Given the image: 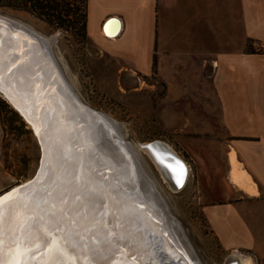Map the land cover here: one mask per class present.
<instances>
[{
  "label": "bare ground",
  "instance_id": "6f19581e",
  "mask_svg": "<svg viewBox=\"0 0 264 264\" xmlns=\"http://www.w3.org/2000/svg\"><path fill=\"white\" fill-rule=\"evenodd\" d=\"M0 15L4 14L0 13ZM113 18L115 17L109 20L112 21L107 29L105 26L109 21L105 24L103 31L105 35L115 37L121 30V22ZM13 20L21 25L22 27H19L24 31H21L22 34L16 33L10 28L7 30L9 32H5L10 33L15 41L7 37L4 40L5 47L0 50V78L6 76L8 80L6 84L0 85L4 86V93L0 92L29 121L37 134L42 145L40 164L43 165V173L34 189L30 190L31 192L0 201V264H23L24 258L29 253L25 242L30 245L43 231L47 230V227L44 229L40 227L42 218L50 220L51 227H57L60 218H63L65 222L75 223L77 232L94 233L101 243L105 244V252L108 254H112L118 245L129 246L136 264H175L169 253L182 255V262L188 263L183 252L187 254L191 262L200 264L186 246L187 244L185 245L184 233L182 236L176 229L178 228L176 223H179L176 219L175 223L163 202L161 193L155 187L151 174L134 143L126 137L124 132L122 136L128 146L121 139L119 132L123 131L122 123L108 115L115 128L113 130L103 120L92 123L87 118L90 115L87 116L84 112L82 117L74 110L76 114L73 113L67 118H62L60 114L55 113L59 111L58 104L61 97H65L63 91L72 98L65 85L71 87L80 101L93 108L73 87L53 50L52 44L57 35L46 36L21 21ZM5 26V23L0 24V29H5ZM35 45L38 49L36 69L40 59L46 58L40 50L43 48L64 77L62 80L58 76L59 74L47 58L48 72L46 71L47 73L45 72L42 77L37 72L32 76L34 79L37 75L39 76L37 86L39 83L43 84V81L49 82L50 78L52 79L49 72L54 73L62 83L59 88L52 89L53 92L56 89L57 93L50 101L47 100L43 113L39 112L37 105H39V93L40 98H43L45 93L41 90L37 92V96L33 94L31 96L28 90L29 81H27L30 71H26V67L23 66ZM15 55H18V58H15ZM7 65H13L10 67L11 70L9 69L10 73L4 70ZM33 67L35 68V65ZM16 74L21 79L25 78L20 84L21 88L18 87L21 91L19 95L10 85L11 79ZM72 99L76 104L74 98ZM70 106L73 110L74 106ZM49 109L50 112L54 109L53 116L50 113L47 115ZM153 141L157 148L159 147L154 151L159 154L160 159L164 158L166 163H170V169H167L155 157L152 150L147 148V144ZM153 141L141 143L140 147L151 155L150 157L154 159L175 189L184 188L190 177V165L168 142L160 139ZM162 151H164L163 154ZM74 160L76 164L83 161L81 170L77 173L72 171ZM178 161L180 165L177 164ZM176 167L184 168L187 172L182 185L178 184L181 175ZM19 184L13 185L7 191ZM153 190L158 192L157 197L153 195ZM14 234H19L22 238H17ZM237 263L256 264V261L248 254L235 251L223 264Z\"/></svg>",
  "mask_w": 264,
  "mask_h": 264
},
{
  "label": "crops",
  "instance_id": "0c3cea01",
  "mask_svg": "<svg viewBox=\"0 0 264 264\" xmlns=\"http://www.w3.org/2000/svg\"><path fill=\"white\" fill-rule=\"evenodd\" d=\"M111 17L115 37L103 31ZM87 34L135 74L216 104L226 183L204 215L223 249L264 264V0H88Z\"/></svg>",
  "mask_w": 264,
  "mask_h": 264
},
{
  "label": "rangeland",
  "instance_id": "374dc122",
  "mask_svg": "<svg viewBox=\"0 0 264 264\" xmlns=\"http://www.w3.org/2000/svg\"><path fill=\"white\" fill-rule=\"evenodd\" d=\"M0 13L46 36L57 35L52 47L67 78L90 106L122 123L123 132L134 143L163 202L179 223L175 220L190 252L200 264H223L233 251L220 246L203 211L206 202L217 200L219 187L226 183L222 145L226 135L216 104L203 109L196 92L185 93L181 85L180 90L168 91L159 77L135 74L127 62L102 54L88 34L75 28L59 27L28 10L1 2ZM0 124L2 195L35 175L42 145L29 121L1 92ZM155 139L168 142L190 165L184 188L175 189L151 155L140 147ZM153 195L157 197L158 192L153 190Z\"/></svg>",
  "mask_w": 264,
  "mask_h": 264
},
{
  "label": "water",
  "instance_id": "95a60500",
  "mask_svg": "<svg viewBox=\"0 0 264 264\" xmlns=\"http://www.w3.org/2000/svg\"><path fill=\"white\" fill-rule=\"evenodd\" d=\"M110 19H112V17ZM110 19H108L106 21V23ZM2 23H5L6 26H5V29H0V50L5 47L4 40L7 37L13 38V37H11L10 33H5L7 30H10V28H11L12 30H15L16 33H21V34L23 33L21 31H24L22 28L19 27L21 25H19L12 18H7L5 15H0V24H2ZM7 32H9V31H7ZM12 41L14 42L15 39L13 38ZM40 50L43 51V54L46 55V58L53 65L57 74H59L58 76H60L62 78V80H64L63 79L64 77H62L60 71L57 70V68H56L54 62L52 61L50 55L48 54V52L43 48ZM37 57H38V49H37V46L35 45V47L30 51L29 55L27 56L23 66L26 67L25 68L26 71L27 70L30 71L27 81H29V86H28L29 89L28 90H29L31 96H33V95L37 96L38 95L37 92L39 93L41 90H42V92L45 93L43 98H40V96H41L40 93L38 95V99H39L38 104L39 105H37V108H39V112L43 113L44 108L47 106V100L50 101L52 96L56 95V93H57V92H55V91H57L56 89L54 90V92L52 91V89L56 88V87L59 88L60 85H62V83L56 78L54 73L49 72L50 75H52V79L50 78L49 82L43 81V84L40 85V83H39L37 86V83L39 81L38 79H40V78L38 75H37L36 79H34L32 76L37 72V73H40V76L42 77L43 75H45V72L47 71L46 58H43V57H42V59H40V64L38 65V67L36 69ZM15 58H18V55H15ZM34 65H35V68L33 67ZM12 66L13 65H9V66L7 65L4 68V70H7V73H10V70H11L10 67H12ZM15 68H17V67H15ZM24 79L25 78H22V79L19 78L18 74H16L13 77V79H11V82H10L11 88H12V90H14V92L16 94L18 93V95L21 93V91H19L18 87L21 86L20 84L24 81ZM51 80H52V83H51ZM7 82H8V80L6 79V76H3L0 78V85H4ZM65 86H66L67 90L70 92L72 98H74V101L76 102L77 105L73 102V99L71 97H69V94H67V92L63 91L65 97L64 98L61 97L59 104H58V107H59L58 110L59 111H57L55 113L60 114L62 116V118H67V117L73 115V113H75L76 111H77L76 113H78L79 116L82 115V117H83V114L85 113V114H87V116L90 115L87 118L89 120H91L92 123H94L96 120H103L113 130L115 129L113 124H112V121L110 120V118L108 117L107 114L87 106L85 103L80 101L77 94L73 92V90L71 89L70 86H68V85H65ZM3 87L4 86H2V87L0 86V88L2 89V90L0 89L1 92L4 91ZM11 94L13 96V93H11ZM25 104L27 105V101L25 102ZM69 104L74 106L73 110H71V106ZM53 110L54 109H52V112H50V109L47 110V115L50 113L51 116H53ZM74 110H76V111H74ZM23 111L25 112V110H23ZM30 120H31V118H30ZM59 126H58V128H59ZM119 135H121L120 136L121 139L126 144L127 142L124 140V138L122 136L123 135L122 130H120ZM154 142L155 141H153L152 143H148L147 148L152 150L155 157L158 158V160L162 164H164L167 167V169H170V167H169L170 163H166L163 157H162L163 160L160 159L159 154H157L154 151V150L159 149V147L157 148V146L155 145ZM163 152L164 151H162V154H163ZM129 153H130V155H132L131 151H129ZM165 156H166V153H165ZM168 156L171 158L170 154H168ZM41 159H42V156H41ZM73 162H74V166L72 168V171L74 173H77L78 171L81 170L83 161H81L80 163H77V164H76L75 160ZM177 164L180 165L181 163L178 161ZM42 169H43V165L40 164L37 172L35 173V175L32 178H30L29 180H27L25 182L20 183L16 187H14V188L10 189L9 191L5 192L4 194H2L0 196V201L4 200L5 198H13V197L16 198V197H19L23 194H26L27 192H31L30 190L34 189L37 182H39V180L41 179L40 175L43 173ZM176 169L178 172L180 171V175H181L180 181L178 180L179 181L178 184L182 185L186 179L187 172L185 171L184 168L179 169L178 167H176ZM181 170H184V172H181ZM140 172H141V170H140ZM150 177L153 179L152 175ZM152 181L155 182L154 180H152ZM145 202L147 204H150L147 201H145ZM30 215H32V214H30ZM40 219H41V217H40ZM41 220H42V222L40 224V227L42 229L47 227V230L45 232L43 231L37 239H35L32 243H30V245H28L25 242V244L28 246L27 249H28L29 253L24 258L23 264H32V262H34V264H136V260L132 256V251H131L132 249L129 246L126 247V246L118 245L112 254H108L105 252L106 251L105 244L101 243L100 239L94 233H92V232H84V233L77 232L75 223L69 222V221L65 222L63 220V218H60L58 226L57 227H51L50 220H47L44 218H42ZM14 235L17 238H22L21 235H19V234H14ZM183 254H184V256L187 257L188 263L182 262V255H180V254L169 253V256L172 258V261L175 264H194L193 262H191V260L187 256V254H185V252H183Z\"/></svg>",
  "mask_w": 264,
  "mask_h": 264
},
{
  "label": "trees",
  "instance_id": "16d2710c",
  "mask_svg": "<svg viewBox=\"0 0 264 264\" xmlns=\"http://www.w3.org/2000/svg\"><path fill=\"white\" fill-rule=\"evenodd\" d=\"M1 4L25 9L63 28H75L87 35L88 0H0ZM252 42L249 51H257ZM258 51L264 52V48Z\"/></svg>",
  "mask_w": 264,
  "mask_h": 264
}]
</instances>
